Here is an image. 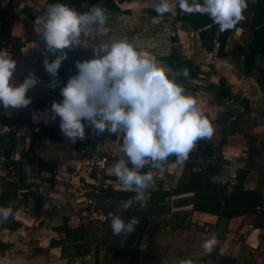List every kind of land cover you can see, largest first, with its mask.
I'll return each mask as SVG.
<instances>
[{
    "label": "crops",
    "instance_id": "crops-1",
    "mask_svg": "<svg viewBox=\"0 0 264 264\" xmlns=\"http://www.w3.org/2000/svg\"><path fill=\"white\" fill-rule=\"evenodd\" d=\"M255 1L247 0L248 3ZM46 2L47 0H38L33 10L25 13L27 1H21L17 6L12 0L1 1V7L9 10L8 13L13 20L12 46L19 48L17 51L2 53L16 61V69L10 80L14 85L18 86L26 77L33 74L36 64H43L45 56L50 57L48 50L43 51L44 47H41L46 45L41 35L42 26L36 24L28 15L33 13L37 17L42 16L40 11ZM130 5L128 7L131 8V15L103 8L107 21L102 27H96L93 46L111 40L126 39L140 56L152 59L159 66H163L169 74L181 78L186 93L197 100L214 127L211 139H201L218 149L215 155L209 157L208 164L220 159L223 160V164L235 165L239 170L247 168L249 148L258 147L264 139V90L258 82V71L246 72L243 58L236 57L233 52L238 43L245 44L251 39L249 28L252 11L250 9L244 11L247 12L245 20L238 23L227 39L223 54L218 55L220 43L216 40L217 32L210 36L209 41L212 38H215V41H210L211 47L207 48L200 39L199 32L182 22V29L178 32L179 41L173 42L171 33L176 23L174 16L168 13L159 15L151 6L152 0H134ZM174 53L181 58H189L191 64L169 65L165 57ZM256 64L264 67V56L257 55ZM184 69L189 71L188 78L181 75ZM72 72L74 75L77 73L76 67L72 68ZM37 79L38 83L26 93L31 97V103L27 107L5 110L0 104V113L13 118L15 122L13 129L16 131V146L13 151L27 153L38 149L37 161L24 165L27 171L26 176L24 173V181L29 188L25 190L26 197L21 195L23 201L15 213V218L21 226L17 230H0V242H2L0 264H95L92 252L87 246H83L89 237L85 240H69L65 233L55 228L64 225L65 222L72 228H77L87 224L89 218L101 214L105 219L108 218L107 207L114 201L113 196H109V190L123 188L115 177V185L98 200L101 205L99 212L95 210L98 201L93 208L88 209L77 201L76 190L82 179L76 171L77 144L66 139L61 132L62 140L44 136L36 141L34 148L31 147L32 135L38 130L37 124L59 126L60 118L57 116L53 119L51 105L53 101H62L60 89L65 86V78L62 76L56 77L58 81L56 87L51 86L52 79L45 80L38 77ZM4 130L6 127L0 121V132ZM85 134L94 142L98 150L110 152L118 158L123 155L122 134L106 132L95 135L86 121ZM0 153H3L1 148ZM200 159L198 157L195 160L193 168L195 173H202L208 165L204 161L200 163ZM40 161L55 162V170L42 169ZM185 163L177 164L173 172L172 170L166 172L165 169L158 171L159 181L163 182L164 186H168V182L172 181V187H175L183 174ZM263 166L264 150L253 162V167L245 181L246 188L255 189L262 185L259 181V173ZM4 176H7V173L0 169V177ZM150 195L149 191L146 192L147 203L151 200ZM166 199L165 203L170 205L168 210L170 213L158 214L152 208L141 209L139 213L138 204H133L127 209L133 214L132 218L138 216L148 218V225L140 244L142 254L137 264H181L182 261L187 260H191L192 264H218L215 257L205 254L204 242L193 238L196 227L193 224L188 227V220L191 218L205 219L212 227L218 217L192 210L193 193L166 197ZM179 208L182 209V216L188 213L190 215L185 223L182 220V229L178 228L179 230L176 231L180 236L172 235V238L178 242H162L164 237L161 231L166 237L165 225L167 228L176 225L166 217ZM229 222L230 229L228 227L226 231L229 238L226 241L230 240L231 236H235L236 233L231 228L237 223L244 226L246 240L220 242L217 246L218 252L237 258L238 264H264V239L260 238V229L255 227L254 217L248 215L234 217ZM154 239L155 242H151ZM52 242L66 243L52 245ZM69 242H78L73 245L77 251L70 261L66 257L68 253L66 246L70 244ZM175 251H178V255L174 254ZM100 252L99 264H129L130 257L124 261L113 260L107 250Z\"/></svg>",
    "mask_w": 264,
    "mask_h": 264
},
{
    "label": "clouds",
    "instance_id": "clouds-1",
    "mask_svg": "<svg viewBox=\"0 0 264 264\" xmlns=\"http://www.w3.org/2000/svg\"><path fill=\"white\" fill-rule=\"evenodd\" d=\"M181 11L207 14L221 32L234 29L245 20L247 0H175ZM159 15H175L173 0H152ZM107 21L105 10L92 6L85 12L63 4L49 5L35 23L42 26V39L55 59L45 56V71L56 87L58 71L67 59L65 49L82 45L93 26L102 27ZM92 57L77 61V73L69 77L60 89L62 101H53V119L60 118V130L73 143L85 139V121L93 134H122L123 155L114 164L113 174L122 188L134 191V197L124 201L117 212L133 204L147 207L148 190H155V171H163L170 156L184 164L201 139H211L214 127L197 100L186 93L169 74L150 58L142 57L126 39L100 43L92 49ZM59 53V54H57ZM16 61L0 55V104L5 110L27 107L31 97L26 93L38 83L30 74L17 85L10 83ZM189 77L188 69L181 73ZM131 165V167L129 166ZM148 167L147 172L142 171ZM212 182H220L213 177ZM13 215V207L0 206V224ZM114 235L131 234L139 219L127 223L118 214H110ZM217 244L213 236L203 244L205 254H211ZM181 264H192L191 260Z\"/></svg>",
    "mask_w": 264,
    "mask_h": 264
},
{
    "label": "trees",
    "instance_id": "trees-1",
    "mask_svg": "<svg viewBox=\"0 0 264 264\" xmlns=\"http://www.w3.org/2000/svg\"><path fill=\"white\" fill-rule=\"evenodd\" d=\"M63 3L66 4L78 12H85L92 6H99L107 8L113 11H120L123 13H130V8H123L122 4L131 3V1L125 0H47L45 6L40 11L43 15L46 8L51 4ZM129 5V4H128ZM247 9L252 11L251 24L249 28V34L251 39L245 44L238 43L233 55L238 58H243V64L245 71L250 72L252 70L258 71V82L264 90V67L256 64V56H264V0H256L253 3L247 2ZM178 11H181L179 6ZM245 10V11H246ZM29 17L35 22L37 16L33 13L28 14ZM177 18V16H176ZM182 21L184 25H188L193 30L199 32L200 39L207 48L211 47L210 41H215V38H209L212 34L217 32L216 40L220 43L218 48V55L223 54V49L226 45L228 37L234 32L235 27L232 30L221 32L219 26L214 24L211 18L207 14L192 13L184 14L182 11ZM238 25V24H237ZM13 20L11 19L8 12L0 7V55L4 56L3 52L17 51L19 48L12 46L11 34H12ZM173 42H178L179 39L176 36H172ZM166 62L171 66H187L191 64L189 58H181L176 53L165 57ZM73 65H71L72 67ZM59 69L58 76L65 78V85L70 76L74 75L72 70ZM33 74L36 77L45 80L53 79L44 68V64L37 63ZM176 77V81L182 85L181 78ZM47 99V97H46ZM0 121L6 127V130L0 132V148L3 153L11 154L16 146L15 136L16 131L13 129L14 119L9 118L4 114L0 113ZM38 130L32 135L31 147H35V143L38 139L47 136L54 139L62 140L60 127L47 126L45 124H37ZM93 142V141H92ZM223 143V142H222ZM94 144V142H93ZM196 150L200 151L203 156H212L217 152V147L209 142L199 140L195 146ZM264 150V139L261 141L258 147L251 146L249 152L248 167L240 169L238 176L234 183L222 178L221 165L208 164L202 173H195L193 168L195 166V157L192 161L185 163V168L182 176L179 178L175 187L168 189L163 187L161 181L155 184V190H150V197L152 198H166L171 196H178L186 193L194 194V211L205 212L216 215L219 220L228 218L229 220L234 217H240L247 214L256 212V207L261 206L264 201V190L249 189L245 187V181L249 175L250 169L253 167V162L256 158L260 157ZM176 161V157H174ZM131 167V165H129ZM40 167L44 170H55V162L40 161ZM148 167L146 166L142 171L147 172ZM219 177L220 182L213 183L212 178ZM0 206L6 207L11 205L13 207V215L8 221L0 224V230L9 229L17 230L21 223L15 218V213L21 205L22 200L20 196L26 197V193L23 190H27L29 185L23 181L22 175L20 174L15 179L11 178H0ZM23 191V192H20ZM113 196L117 199H129L135 196L134 191H127L124 189L113 190ZM139 219V224L135 226L136 232L142 238L148 225L147 217H136ZM132 219V218H131ZM130 219V220H131ZM256 227L261 229L260 237L264 239V210L257 213V219L255 223ZM59 232H63L67 239L84 240L87 233V228L81 225L77 228H72L67 222L64 225L55 228ZM64 242H52V245H61ZM2 246V242H0ZM133 253L132 251H129ZM211 255L217 258L218 264H238V260L235 257L227 254H220L217 246L212 251ZM132 261L134 259L132 257Z\"/></svg>",
    "mask_w": 264,
    "mask_h": 264
},
{
    "label": "rangeland",
    "instance_id": "rangeland-1",
    "mask_svg": "<svg viewBox=\"0 0 264 264\" xmlns=\"http://www.w3.org/2000/svg\"><path fill=\"white\" fill-rule=\"evenodd\" d=\"M1 1H3V0H0V7L2 6ZM12 1L14 2L13 4L15 6H17L21 1H27L28 5H27L26 9L24 10L25 13L32 11L34 9L35 3L38 2V0H12ZM125 1H131V3H132L134 0H125ZM131 3H128L129 5L124 3V4H122V6H123V8H130L128 6H131L130 5ZM173 3L175 6V15L168 13L171 16H174V18L176 19L175 27L171 33V40H172V36L178 37V32L182 29V21H178L179 19H182V11H178V7H177L178 4L175 3V0H173ZM2 9H4V8H2ZM4 10L6 12H9V10L6 8ZM130 11H131V8H130ZM183 13L187 14L184 11H183ZM246 13L247 12L244 13V16L246 15ZM124 14L131 15L132 13L130 12V13H124ZM176 16H177V18H176ZM245 18H246V16H245ZM117 28H119V25L117 26ZM95 29H96V26L94 28H92L91 33L88 37L82 38V45L64 50L65 52H67V59H65L62 62L60 69L65 70L64 68H66V70H68V69H70L71 65H73L71 67V70H72V68L75 67V64L77 61L90 59L92 57V50L91 49L94 47L93 46L94 45L93 35H94V32L97 30V29L96 30ZM41 47H44L43 51L47 50L46 45H42ZM49 53H50L49 58L55 59V55L51 52H49ZM57 54H59V53H57ZM194 154L196 155L195 157L201 158L200 163H202L204 161V163L206 165L208 164L209 157H212L213 155H215V154H213L212 156H210V155L203 156L199 150L197 151L195 149V151H192L189 154V158H188L187 162L192 161V159L194 158L193 157ZM174 157L175 156H170L168 159L169 164L167 166H165V165L163 166L166 172H170L171 170H172L171 172H173L175 169V166H177V163L174 160ZM222 161L223 160L218 159V161L210 162V163H212L214 165H221V168H222V164H223ZM0 169L7 173V176H4L6 178L12 177L13 179H15L16 177H18L21 174L23 181H24V173L26 176V172H27L24 169V165L21 163H19V164H16V163H0ZM181 176H182V174H181ZM259 181L263 186L261 185L260 187H257V190L262 191V190H264V166L262 167V169L259 173ZM162 184H163V182H162ZM172 185H173L172 181H169L168 186H164V184H163V187L164 188L167 187L166 189H168L169 187H172ZM0 190H1V188H0ZM113 190H120V189L109 190V196H113V194H112ZM150 190H148V191L150 192ZM23 191L25 192V190H23ZM23 191H20V192H23ZM26 195H27V193H26ZM20 200H22L21 196H20ZM112 200H114V201H112L110 203V205L107 207V212L109 213L108 218L105 219L104 216H102V214L100 213L101 215H97V216H94L93 218H89L88 221H86L87 224H82L85 226V228H87L88 234L86 235V237L87 238L89 237L87 242H85L83 244V246H87L88 250L92 252V256H93V259L95 261V264H99L98 263V258H99L98 255H99V252L100 251L103 252V250H105V251L107 250L108 253L112 255L113 260L124 261V260H128V258L130 257V260H128L129 264H137V261L139 260V258L141 257V254H142L141 249H140V244L142 242L143 236H142V238H140L139 234L136 232H132L131 234H124V233H121L119 235L113 234V231L111 228L110 214L120 215L126 223L128 221H130L133 214L131 213L130 210L129 211L128 210L120 211L119 213L117 212V209L121 208L123 202L127 201L128 199H117L116 196L115 197L113 196ZM166 201H167L166 198H152L151 197L150 202L147 203V207H145L143 209L140 208L138 210V212L141 213V209L145 210L146 208H152L158 214L170 213L168 211L170 209V205L165 203ZM100 206L101 205L99 204V201H98V204L95 208V210L97 212H99ZM258 207H260V208L258 209ZM258 207H256L255 213L247 214L248 216L254 217V223H256L257 213L264 210V201L261 203V206H258ZM176 210L177 211L172 212L171 215L169 214L170 215L169 217H166L170 222L171 221L175 222L176 225L172 226L171 228H167V225H165L166 237L161 231L162 237H164L162 242H178L177 240L175 241L172 238V235L180 236L179 234H177L176 231L179 229H182V220L184 221V223L188 220L190 213L182 216V209L179 208ZM244 216H246V215H244ZM138 217H143V216H138ZM174 218L176 219L175 221L173 220ZM163 220H165V218H163ZM188 221H189L188 227H190L191 224H193L196 227V228H194V231H193V238L196 241L205 242L207 240H210L213 236L216 235L221 220H219V218H218L217 221L214 223L215 225H213L212 227H210V223L207 222V220L205 221V219L202 220V219L196 218V220L194 221L193 218H191ZM228 227L230 229V222L226 225L225 232L222 234V237L220 238V240L216 246H218L220 244V242H240L242 240H244V241L246 240L247 234L245 233L244 226L241 223H237V224H234L231 228L232 231H235V233H236L235 236H231V239L226 241V239L229 238L226 235V231H227ZM255 227H256V225H255ZM256 228H258V227H256ZM258 229H260V228H258ZM260 233H261V229H260ZM86 237H85V239H86ZM72 239H74V238H72ZM69 240H71V239H69ZM151 242H155V239L152 240ZM158 242H160V241L158 240ZM64 243H66V242H64ZM74 243H78V242H72L66 246V248L68 249V253L66 254V257L69 259V261L72 259L71 257L73 255H75V251H77V250H75V248L73 246ZM129 251H132L133 253H130ZM165 251H167V250H165ZM166 253L167 252H165V254ZM174 254L178 255V251H175ZM103 255H104V253H103ZM132 257L134 259V262L132 261ZM215 259L217 260L216 257H215Z\"/></svg>",
    "mask_w": 264,
    "mask_h": 264
},
{
    "label": "built area",
    "instance_id": "built-area-1",
    "mask_svg": "<svg viewBox=\"0 0 264 264\" xmlns=\"http://www.w3.org/2000/svg\"><path fill=\"white\" fill-rule=\"evenodd\" d=\"M75 143L78 146V166L76 171L82 177L76 190L77 201L82 206L93 208L99 198L105 196L111 186L115 185L114 178L116 176L112 173V169L119 158L110 152L98 150L87 135L85 139H78ZM37 154L38 149L27 153L13 151L9 155L0 153V163H21L25 165L36 162ZM168 164L169 160L164 165L167 166ZM153 171L155 172L154 181L156 184L159 181L158 171ZM221 171L223 179L225 178L230 183H234L238 176L239 168L235 165L223 164ZM193 220L195 221L196 219Z\"/></svg>",
    "mask_w": 264,
    "mask_h": 264
},
{
    "label": "water",
    "instance_id": "water-1",
    "mask_svg": "<svg viewBox=\"0 0 264 264\" xmlns=\"http://www.w3.org/2000/svg\"><path fill=\"white\" fill-rule=\"evenodd\" d=\"M228 222H229V219L228 218L221 219L220 224H219V228H218L217 233L215 235V237L217 239V244H218L220 238L222 237V234L224 233L225 227L228 224Z\"/></svg>",
    "mask_w": 264,
    "mask_h": 264
}]
</instances>
